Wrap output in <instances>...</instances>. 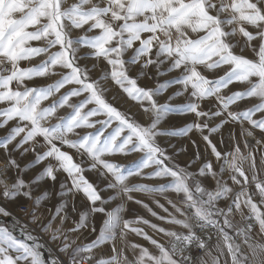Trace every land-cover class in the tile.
<instances>
[{"label": "snow or ice", "instance_id": "snow-or-ice-1", "mask_svg": "<svg viewBox=\"0 0 264 264\" xmlns=\"http://www.w3.org/2000/svg\"><path fill=\"white\" fill-rule=\"evenodd\" d=\"M0 129V264H264V0H0Z\"/></svg>", "mask_w": 264, "mask_h": 264}, {"label": "rangeland", "instance_id": "rangeland-1", "mask_svg": "<svg viewBox=\"0 0 264 264\" xmlns=\"http://www.w3.org/2000/svg\"><path fill=\"white\" fill-rule=\"evenodd\" d=\"M81 63H85L84 61H82ZM87 63L89 65H91V63H93L92 60H88ZM92 75L95 77L97 75H99V72L96 71V72H93ZM53 79H55V77H53ZM48 82H51V81H45V80H42V79H38L37 80V83H40V84H43V83H48ZM161 82H163V78L161 80ZM166 95V94H165ZM164 101V96H162L161 98V102ZM181 101L180 100H177L176 103H180ZM63 114V113H61ZM192 120V117L191 115H185V114H181V113H178V112H172L169 114L168 117H166V119L162 122V125L161 127L164 128L165 130H168V131H172L174 129H177L189 122H191ZM6 130V129H5ZM189 135L193 136L194 138H197V134L196 133H189ZM257 137H259L260 133L259 131H257L256 133ZM167 141H165L166 143ZM171 142L172 143H182L184 145H187V140L182 138V137H175V138H171ZM254 143V142H253ZM30 159V158H29ZM128 159H132V157H129ZM186 159V157H181V160H184ZM119 162L120 163H127L126 160L124 159H119ZM0 163H2V157H0ZM207 183V182H206ZM145 199L147 200L148 198L145 197ZM163 202V201H162ZM10 207H13V210H15V206H10ZM134 211H139L141 215H145L147 218L149 219H152V222L154 223H159L158 221H156L154 218H151L150 215H148L146 212H144V210L142 209H139L137 208L136 206H134ZM7 220V219H6ZM165 227H167V225H164ZM150 230V229H149ZM151 231V230H150ZM163 240L165 239V237L163 236H160Z\"/></svg>", "mask_w": 264, "mask_h": 264}, {"label": "crops", "instance_id": "crops-1", "mask_svg": "<svg viewBox=\"0 0 264 264\" xmlns=\"http://www.w3.org/2000/svg\"><path fill=\"white\" fill-rule=\"evenodd\" d=\"M5 132H6L5 129H0V136H3L5 134ZM145 230L146 231H149V233L152 234V232L148 228H146ZM157 238L160 239L163 242V239L160 236H157ZM131 239L132 240H135L138 243L144 244L145 246H148L146 241H144L142 238L135 237V235H133L131 237ZM104 251H105V253H107L108 249L105 248Z\"/></svg>", "mask_w": 264, "mask_h": 264}, {"label": "trees", "instance_id": "trees-1", "mask_svg": "<svg viewBox=\"0 0 264 264\" xmlns=\"http://www.w3.org/2000/svg\"><path fill=\"white\" fill-rule=\"evenodd\" d=\"M2 219H5L6 220L7 218H2Z\"/></svg>", "mask_w": 264, "mask_h": 264}]
</instances>
